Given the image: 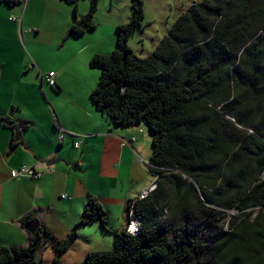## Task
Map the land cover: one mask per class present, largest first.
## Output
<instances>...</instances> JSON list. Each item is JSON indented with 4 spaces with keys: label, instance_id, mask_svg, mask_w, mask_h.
<instances>
[{
    "label": "trees",
    "instance_id": "trees-1",
    "mask_svg": "<svg viewBox=\"0 0 264 264\" xmlns=\"http://www.w3.org/2000/svg\"><path fill=\"white\" fill-rule=\"evenodd\" d=\"M89 1L70 36L97 28L99 0ZM131 1L116 49L90 62L100 70L90 98L113 125L149 130L156 187L128 204L138 233L113 232V250L81 264H264V0L193 3L145 58L129 46L146 31L144 1ZM96 221L108 231L91 196L80 225ZM76 238L39 230L28 247H0V264H43L44 242L62 264Z\"/></svg>",
    "mask_w": 264,
    "mask_h": 264
},
{
    "label": "crops",
    "instance_id": "crops-1",
    "mask_svg": "<svg viewBox=\"0 0 264 264\" xmlns=\"http://www.w3.org/2000/svg\"><path fill=\"white\" fill-rule=\"evenodd\" d=\"M15 1H0V247H28L35 234L26 224L33 220L60 240L76 233L102 239L100 221L80 225L91 196L110 218L108 231H125L129 202L155 182L152 137L144 125H113L94 106L100 71L90 62L116 49V30L131 20L132 1L100 0L97 28L78 37L69 34L87 15V0ZM19 52H27L24 60ZM43 52H57L55 61L47 63ZM49 72H56L59 92L45 84ZM23 166L41 176L12 178ZM47 246L38 253L43 264Z\"/></svg>",
    "mask_w": 264,
    "mask_h": 264
},
{
    "label": "rangeland",
    "instance_id": "rangeland-1",
    "mask_svg": "<svg viewBox=\"0 0 264 264\" xmlns=\"http://www.w3.org/2000/svg\"><path fill=\"white\" fill-rule=\"evenodd\" d=\"M87 1L90 2L89 0ZM143 1L145 5L146 31L143 33L140 32L136 33L134 36H132V38L129 41V46L133 49L135 54L140 58H145L151 53H153L158 43L167 35L168 31L173 27L177 19L185 11H187V9H189L193 3H200L203 0H143ZM15 17L17 18L19 16H15ZM94 20L96 22V15ZM111 52L112 51H110V53ZM26 53L27 52H19V56L22 57V59L24 60ZM43 54L47 63H50L55 61L54 58L57 55V52H43ZM32 62L34 61L31 58L30 65H32ZM92 69L95 70L97 68H92ZM145 130L148 132V134H150L148 129L145 128ZM231 215H233V212L228 213V217H230ZM228 221L229 219H226V222ZM80 228L83 227H79V229ZM103 231L106 233V235L100 240L93 239V241L82 240V236L79 233H76L78 239L74 243V245L71 246L72 248H70V251L62 258L61 261L62 264H80L86 260L89 251L113 250L114 248V236L112 234L113 232L106 230ZM46 248H47L46 250L49 252V256L45 257L46 262L44 264H52L53 263L52 260L55 257V251L52 245L49 243Z\"/></svg>",
    "mask_w": 264,
    "mask_h": 264
},
{
    "label": "built area",
    "instance_id": "built-area-1",
    "mask_svg": "<svg viewBox=\"0 0 264 264\" xmlns=\"http://www.w3.org/2000/svg\"><path fill=\"white\" fill-rule=\"evenodd\" d=\"M21 1H25V0H21ZM15 21L17 22L18 20L15 19ZM55 78H56L55 72H51L46 76V80L49 82V85L51 86L55 84ZM133 141H135V139H133ZM75 147L76 148L80 147V143H76ZM40 176L41 174L35 168L26 167V166H23L19 169H15L12 171V178L14 179H17L19 177L39 178ZM154 189L155 186L150 187L146 192L142 194L141 198L147 197L148 194L151 193ZM63 198L66 199L69 198V196L64 195Z\"/></svg>",
    "mask_w": 264,
    "mask_h": 264
},
{
    "label": "water",
    "instance_id": "water-1",
    "mask_svg": "<svg viewBox=\"0 0 264 264\" xmlns=\"http://www.w3.org/2000/svg\"><path fill=\"white\" fill-rule=\"evenodd\" d=\"M18 129H15V131H17ZM20 140V139H19ZM54 163V160L50 161L49 162V165H52ZM28 230L32 233V234H36L37 231L39 230L40 228V224L37 220H33V221H30L26 224ZM77 228H75L76 230Z\"/></svg>",
    "mask_w": 264,
    "mask_h": 264
},
{
    "label": "clouds",
    "instance_id": "clouds-1",
    "mask_svg": "<svg viewBox=\"0 0 264 264\" xmlns=\"http://www.w3.org/2000/svg\"><path fill=\"white\" fill-rule=\"evenodd\" d=\"M135 139V138H134ZM136 140V139H135ZM133 141V140H132ZM153 186H155V182H154V184H153ZM152 187V186H151ZM156 187V186H155ZM155 190V189H154ZM153 190V191H154ZM152 191V192H153ZM151 192V193H152ZM151 193H149L148 194V196L151 194ZM142 196V195H141ZM141 198V197H140ZM146 198V197H145ZM138 199V198H137ZM136 199V200H137ZM141 199H144V198H141ZM130 214H131V216H130V218H132L131 220H130V226L132 225V224H136L137 226H138V231H139V221L137 220V218L134 216V214H133V212H130ZM130 226H129V228H130ZM125 231H127L128 233H130L131 234V230L130 229H127V230H125ZM138 231L136 232V233H134V235H136L137 233H138Z\"/></svg>",
    "mask_w": 264,
    "mask_h": 264
},
{
    "label": "bare ground",
    "instance_id": "bare-ground-1",
    "mask_svg": "<svg viewBox=\"0 0 264 264\" xmlns=\"http://www.w3.org/2000/svg\"><path fill=\"white\" fill-rule=\"evenodd\" d=\"M129 229L131 230V234H134L138 231V226L136 224H132Z\"/></svg>",
    "mask_w": 264,
    "mask_h": 264
}]
</instances>
